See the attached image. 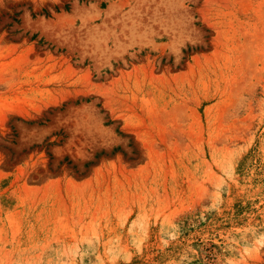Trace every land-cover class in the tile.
Segmentation results:
<instances>
[{
  "label": "rangeland",
  "instance_id": "374dc122",
  "mask_svg": "<svg viewBox=\"0 0 264 264\" xmlns=\"http://www.w3.org/2000/svg\"><path fill=\"white\" fill-rule=\"evenodd\" d=\"M0 264H264V0H0Z\"/></svg>",
  "mask_w": 264,
  "mask_h": 264
}]
</instances>
